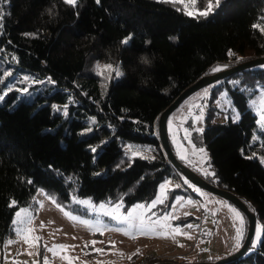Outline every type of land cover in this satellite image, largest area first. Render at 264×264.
Here are the masks:
<instances>
[{
	"label": "trees",
	"instance_id": "1",
	"mask_svg": "<svg viewBox=\"0 0 264 264\" xmlns=\"http://www.w3.org/2000/svg\"><path fill=\"white\" fill-rule=\"evenodd\" d=\"M196 1L197 12L209 3ZM197 12L165 0H78L75 7L0 0V244L16 211L36 204L39 188L56 205L87 215L74 198L127 209L152 200L163 180L182 176L159 141L160 113L213 64L264 57V0H222L207 16ZM99 62L123 75H97ZM218 82L212 98L226 90L239 119L216 121L211 108L202 130L189 123L190 137L206 146L216 186L241 198L262 224L259 244L224 264H264V166L257 155L264 132L248 104L264 89V64ZM131 144L151 155H128Z\"/></svg>",
	"mask_w": 264,
	"mask_h": 264
},
{
	"label": "rangeland",
	"instance_id": "2",
	"mask_svg": "<svg viewBox=\"0 0 264 264\" xmlns=\"http://www.w3.org/2000/svg\"><path fill=\"white\" fill-rule=\"evenodd\" d=\"M165 1L178 5L187 13L195 15L194 12H197L196 0ZM248 55L231 59L228 63L234 64L249 57ZM228 63L213 64L208 71L211 73L206 75L225 69ZM100 64L102 63H97ZM230 82L233 83L232 80ZM218 83L216 81L206 84L188 95L166 119L167 137L176 156L183 161L180 162L215 186L218 183L209 152L205 145L193 144L189 123H192L196 130H202L204 116L211 108L213 119L216 121H224L227 118L236 120L238 113L226 90L219 91L212 98V89L217 88ZM262 98L263 88L248 104L257 117L256 129L264 132V128L258 123L264 108L261 104ZM155 127L158 132V120ZM200 149L204 151L201 152ZM125 152L136 156L151 155L147 147L138 144L127 145ZM257 155L264 166V153L258 152ZM170 196V204L167 205L166 200ZM35 199L36 204L33 207H24L29 210L31 223L13 224L12 233L0 244V264H129V257L136 255L139 259L144 254L154 255L147 263L161 259H170L177 263L213 262L235 253L241 247L248 229L246 215L233 203L196 186L177 173L174 179L160 182L152 200L137 202L127 209H124L120 202H94L84 198L75 200L88 202L80 203L86 207L87 215L74 213L63 207L61 211L42 188H39ZM153 201L158 202L152 206ZM225 204L228 207H225ZM138 205L145 207L138 208ZM230 208H235L240 213L242 221L229 210ZM64 212L77 219L65 216ZM130 212L132 216L129 218ZM113 217H118L120 221L128 219L127 222L121 223ZM137 217H143V229L136 227L139 223ZM16 219L18 218L15 213L13 221ZM80 221H87V224ZM156 221L160 223L154 225L152 222ZM189 224L192 227H187ZM153 227L155 231H149ZM20 228L32 231H25L22 236L17 231ZM175 228L180 229L179 234L172 233ZM159 231L172 234L168 238H161L156 235ZM37 237L39 239H36ZM262 237V224L257 220L249 246L256 247ZM10 240L13 243L9 244Z\"/></svg>",
	"mask_w": 264,
	"mask_h": 264
},
{
	"label": "water",
	"instance_id": "3",
	"mask_svg": "<svg viewBox=\"0 0 264 264\" xmlns=\"http://www.w3.org/2000/svg\"><path fill=\"white\" fill-rule=\"evenodd\" d=\"M259 64H264V57H256L249 59L247 61L240 62L234 66H231L229 68H225L223 70L218 71L217 73L211 74V75H203L196 81L192 82L190 85H188L185 89H183L177 97L172 101L170 105H168L159 115L158 117V137L159 141L161 143V146L163 148V151L167 157V160L170 162L171 166L175 168L179 173H181L187 180L195 184L196 186L207 190L211 193L220 195L233 203L236 207H238L244 215H246L248 220V229L244 238V241L241 245V247L233 254L228 255L224 258L218 259L213 262H196V263H177L174 261H160L153 264H224L229 261L235 260L241 256H243L247 250L249 249L250 244V238L253 234L255 223H256V217L253 211H250L248 206L244 203V201L239 198L234 193L219 188L204 178H202L200 175H198L195 171L190 169L189 167L185 166L182 162H180L175 154L172 151V148L170 146L168 137H167V131H166V119L168 114L177 107V105L188 95L193 93L194 91L198 90L202 86L216 82L226 76H229L235 72H238L244 68L256 66Z\"/></svg>",
	"mask_w": 264,
	"mask_h": 264
},
{
	"label": "snow or ice",
	"instance_id": "4",
	"mask_svg": "<svg viewBox=\"0 0 264 264\" xmlns=\"http://www.w3.org/2000/svg\"><path fill=\"white\" fill-rule=\"evenodd\" d=\"M63 2L65 4H68L72 7H75L78 3V0H63ZM100 0H97V3H99ZM222 2V0H216V3H213L212 0H209V3L207 4L206 8L203 10V11H200L198 13V15H203V16H207L209 14V12L213 11L215 8L219 7L220 6V3ZM189 15H192V13H188ZM0 15H2V13H0ZM254 27H257L256 25H254ZM261 31H264V29H261ZM26 36H34L35 34H29V33H25ZM132 39L131 36H128L126 37L124 40L121 41L122 44H128L129 41ZM229 55H234V53L231 52V50L229 51ZM219 69H213V71H217ZM111 73H115V76L116 77H119L121 75H123V73L120 71L119 69V66H116V67H113V65L111 64H107V65H104V66H99L97 65V75H101V76H105V78H108L106 74H111ZM25 79H27V77H25ZM24 91H27V89H25ZM0 99H3L2 96H0ZM261 104L264 105V98L261 99ZM54 110L56 111H59V109H56V106H53ZM65 114H67V111H66V106H65ZM235 119L238 120L239 119V115L237 114L235 116ZM258 123L261 125L262 128H264V108H262L261 110V115H260V120L258 121ZM93 151H95V149H93ZM201 152H203L204 150L203 149H200ZM264 162V161H262ZM187 183V181H185ZM163 187V186H162ZM74 202L76 203H88L86 201H79V200H75L74 198ZM158 201H153V204L152 206L155 205V203H157ZM159 202H162V201H159ZM15 205V201L12 202V204H10L9 206L12 207ZM225 207H228V205H224ZM58 208H60L61 211H63V208L59 205H57ZM138 208H143L145 207L144 205H138L137 206ZM230 211L234 212L235 215L241 219L242 221V217H240V213L235 209V208H230L229 209ZM64 215L65 216H69L71 219L75 220L77 219L76 217H73L70 215V213L68 212H64ZM106 215H111V214H108L106 213ZM187 215V213H186ZM129 218L132 216V213L130 212L128 214ZM16 217L18 219L14 220L13 221V224H23V225H27V224H30L31 223V220H32V217L30 216L29 214V210L24 208V209H20L19 211L16 212ZM113 219H117L118 222H127V219L128 218H125V221H120L118 217H113ZM139 223L138 225H136V227L138 229H143L144 227V219L143 217H137ZM81 223H85L87 224V221H80ZM154 225L155 224H158L160 223V221H156V222H152ZM131 226V225H130ZM91 227V226H89ZM187 227H192L191 224L187 225ZM18 231V234L22 235L24 234L25 231H32V229H25V228H20V229H17ZM117 231H122L121 229H117ZM149 231H155V228H151L149 229ZM180 232V229L179 228H175L172 230V233H176V234H179ZM172 233H168V232H164V231H159L156 233L157 236L161 237V238H168L169 235H171ZM125 235H129V233L127 232H124ZM174 238V237H173ZM189 239L191 237H188ZM36 239H39L38 237ZM27 242V240H26ZM9 244L13 243V241H8ZM182 246V245H181ZM59 247H64V246H59ZM129 259H131V257H129Z\"/></svg>",
	"mask_w": 264,
	"mask_h": 264
},
{
	"label": "built area",
	"instance_id": "5",
	"mask_svg": "<svg viewBox=\"0 0 264 264\" xmlns=\"http://www.w3.org/2000/svg\"><path fill=\"white\" fill-rule=\"evenodd\" d=\"M153 257L154 255L152 254H144L137 260L136 264H146L147 261H150Z\"/></svg>",
	"mask_w": 264,
	"mask_h": 264
},
{
	"label": "crops",
	"instance_id": "6",
	"mask_svg": "<svg viewBox=\"0 0 264 264\" xmlns=\"http://www.w3.org/2000/svg\"><path fill=\"white\" fill-rule=\"evenodd\" d=\"M176 255H180V254H176Z\"/></svg>",
	"mask_w": 264,
	"mask_h": 264
}]
</instances>
